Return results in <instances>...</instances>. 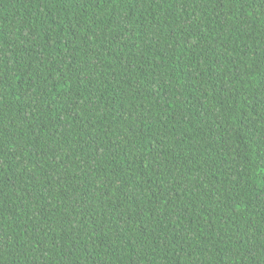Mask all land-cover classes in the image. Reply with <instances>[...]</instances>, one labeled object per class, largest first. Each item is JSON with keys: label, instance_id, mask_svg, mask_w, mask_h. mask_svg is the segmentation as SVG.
I'll return each mask as SVG.
<instances>
[{"label": "trees", "instance_id": "trees-1", "mask_svg": "<svg viewBox=\"0 0 264 264\" xmlns=\"http://www.w3.org/2000/svg\"><path fill=\"white\" fill-rule=\"evenodd\" d=\"M0 264H264V0H0Z\"/></svg>", "mask_w": 264, "mask_h": 264}]
</instances>
